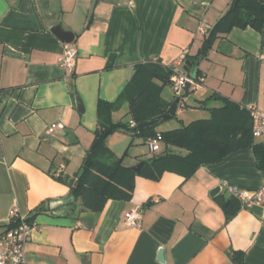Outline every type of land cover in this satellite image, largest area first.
Returning <instances> with one entry per match:
<instances>
[{"label": "crops", "instance_id": "crops-1", "mask_svg": "<svg viewBox=\"0 0 264 264\" xmlns=\"http://www.w3.org/2000/svg\"><path fill=\"white\" fill-rule=\"evenodd\" d=\"M231 2L0 0V222L6 223L0 234L13 226L15 208L16 216L36 223L27 264H238L235 254L241 264H264V205L241 206L228 219L219 200L233 197L229 186L264 184L253 148L201 165L189 177L175 171L159 180L137 176L131 200L109 199L99 212L82 210L80 197L61 180L81 169L98 127L99 100L117 101L145 61L186 73L185 57L195 56L204 41L200 28L212 27ZM57 25L75 35L68 43L78 51L73 72L61 61L67 43L52 31ZM198 67V80L191 78L180 99L185 107L205 108L208 115L198 119L210 118L224 98L264 109V27L233 28ZM127 98L112 112L103 105L100 117L131 122ZM170 98L171 106L177 96ZM208 101L215 105L207 107ZM180 104L182 125L198 120L185 123ZM52 123L64 127L50 134ZM136 138L149 139L124 130L107 143L133 167L145 160ZM255 142L264 147V137ZM136 208L142 219L133 227L125 213Z\"/></svg>", "mask_w": 264, "mask_h": 264}, {"label": "trees", "instance_id": "trees-1", "mask_svg": "<svg viewBox=\"0 0 264 264\" xmlns=\"http://www.w3.org/2000/svg\"><path fill=\"white\" fill-rule=\"evenodd\" d=\"M235 27H252L262 31L264 0H232L222 17L208 29L199 52L195 56L187 55L184 59L183 69L193 80H198L200 74L199 67L192 74L194 63L206 58L215 42ZM177 72L179 71L175 67L159 61L142 62L136 65L133 76L117 101L110 103L99 100L98 127L82 160L81 169L74 178H61L80 197L82 210L102 211L109 199L131 200L137 176L159 180L165 171H175L189 177L201 165L220 162L232 152L244 148H253L258 167L264 168V147L262 143L255 142L249 111L224 97L226 103L221 107L211 108L210 118L194 120L181 127L161 132L157 131V127L138 131L140 123L168 112L170 103L162 99L161 92L167 84H172L171 78ZM188 92L189 89L177 97L181 99ZM126 96L128 115L136 126L132 127L130 121H105L100 117L103 105L110 112L118 110L121 99ZM213 96L221 97L216 94ZM176 116L177 114L173 117ZM124 130L132 131L134 135L146 140L157 133L162 135L163 146L143 160L139 172L124 163V155L117 157L108 146V137L114 132ZM219 200L228 219L241 207L240 202L233 197ZM16 221L13 219L12 225ZM234 257L241 264L242 255L235 254Z\"/></svg>", "mask_w": 264, "mask_h": 264}, {"label": "built area", "instance_id": "built-area-1", "mask_svg": "<svg viewBox=\"0 0 264 264\" xmlns=\"http://www.w3.org/2000/svg\"><path fill=\"white\" fill-rule=\"evenodd\" d=\"M209 28H200V33L206 35ZM78 51L71 44H66L61 58L63 65L69 72H73ZM191 77L187 73L177 72L171 78L172 85L175 88L176 96H180L185 87L190 83ZM252 119V133L256 139L264 137V109L255 106L248 107ZM132 127L136 126L131 121ZM62 123H52L48 133H53L57 128H63ZM162 135L157 133L154 137L147 140L150 151L157 152L161 147ZM229 193L236 198L242 207L253 205H264V184L256 190L240 189L236 186H229ZM18 209L15 208L11 214L16 217V223L0 234V264H27L25 247L36 229V223L23 215H17ZM125 219L130 226L138 227L142 219L140 209H132L125 213Z\"/></svg>", "mask_w": 264, "mask_h": 264}, {"label": "rangeland", "instance_id": "rangeland-1", "mask_svg": "<svg viewBox=\"0 0 264 264\" xmlns=\"http://www.w3.org/2000/svg\"><path fill=\"white\" fill-rule=\"evenodd\" d=\"M174 96H176L174 86L172 84H167L164 87L163 91L161 92L162 99L168 103L169 101H168V99H166V97L174 98ZM188 103H191V104L195 103L194 98L189 97ZM214 105H215L214 101H208L206 106L212 107ZM184 107H185L184 105L180 104L179 113L182 115V117H184L185 123H188L189 121H191L193 119L206 117L208 115L205 112V108H200V107L195 108V107H189V106H186L185 108ZM181 125H182L181 121L178 118L174 117V118L169 119L166 122H163L162 124L158 125L157 127L162 129V128H169V127L170 128L171 127H178ZM135 146H137L139 149H141L144 152L143 156L145 159L149 158L150 156H152L154 154V152L149 150L148 145L146 143H144L142 138H136L135 139Z\"/></svg>", "mask_w": 264, "mask_h": 264}, {"label": "water", "instance_id": "water-1", "mask_svg": "<svg viewBox=\"0 0 264 264\" xmlns=\"http://www.w3.org/2000/svg\"><path fill=\"white\" fill-rule=\"evenodd\" d=\"M52 31L55 32L58 36L61 37V39L66 42V43H71L74 41V33L71 32V31H67L65 30L61 25H57L55 27L52 28ZM113 59L114 57L112 56L111 58V61H110V65L112 64L113 62ZM198 64H199V60H197L194 65H193V68H192V74L195 72L196 68L198 67ZM190 85L191 83H189L186 87H185V91H187L189 88H190ZM179 104H180V98L177 97L173 103L171 104L168 112L162 114V115H159L157 117H154L148 121H145L143 123H140L138 125V131L141 132V131H144L146 129H149V128H152V127H157L159 124H161L162 122H165V121H168L169 119H171L174 115L177 114V111H178V107H179ZM79 110L80 111H83V104L81 102V100H79ZM143 162L144 161H141L140 163H138L137 165L133 166V170H135L136 172H139L141 170V167L143 165ZM218 191V189H214L213 190V195H214V192ZM6 223H2L0 222V225H5ZM159 261H163V254H162V251H160L159 253Z\"/></svg>", "mask_w": 264, "mask_h": 264}]
</instances>
